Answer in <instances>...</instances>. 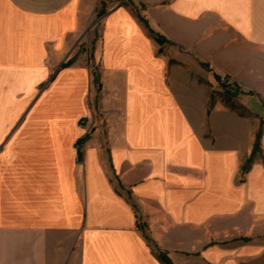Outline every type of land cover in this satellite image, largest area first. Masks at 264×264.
Masks as SVG:
<instances>
[{"label": "crops", "instance_id": "obj_1", "mask_svg": "<svg viewBox=\"0 0 264 264\" xmlns=\"http://www.w3.org/2000/svg\"><path fill=\"white\" fill-rule=\"evenodd\" d=\"M95 5L0 0V264H264V153L242 170L252 151L209 149L188 118L197 87L165 74L168 47L231 67L236 99L264 119V0L120 3L101 74L72 54ZM90 81L108 135L81 124Z\"/></svg>", "mask_w": 264, "mask_h": 264}, {"label": "rangeland", "instance_id": "obj_2", "mask_svg": "<svg viewBox=\"0 0 264 264\" xmlns=\"http://www.w3.org/2000/svg\"><path fill=\"white\" fill-rule=\"evenodd\" d=\"M126 2L127 0H90L91 8L94 4H96V8L88 18L87 25L95 24L78 43L74 51L72 50V54L75 52L81 54L85 59L84 66L97 67L99 74H101V61L98 49L101 45L104 29V16L110 9ZM102 9L105 12L102 15L97 14ZM85 29L87 28L85 27ZM171 50L168 47L167 52H165L170 60L165 71L167 83L171 85L172 72L178 68L177 70L183 74L185 73L184 75L192 79L194 86L197 87L193 88L192 92L189 91L192 93L191 98L186 100L187 105L189 101L192 102V108L195 111L188 115L194 134L209 149L222 147L223 149L236 150L237 146L241 151L243 162L253 151L255 136L257 138L258 133L260 135L264 133V119L251 113L246 105L236 99V86L238 83L236 74L232 72L233 69L231 67L219 68L215 61L207 62L208 67H205L202 63L206 62L199 61L194 55L184 51L181 47L178 46L173 51ZM219 61L222 62V60ZM247 93L248 91H246V95H248ZM102 97L103 92L96 87L93 89L91 81L88 82L84 100L87 107L90 108V113L86 117L87 121L83 122V126L87 128L95 124V128H101V134L108 135L106 129L115 121L110 118V113L105 111L102 105ZM114 110L125 120L126 112L124 109ZM246 134L249 135V139ZM260 140L262 144V138ZM107 144L104 145L107 147ZM263 153L264 151L257 149L253 161H262ZM178 166L179 164L169 165L171 170H184ZM192 170L193 172H199L197 169ZM114 181L117 183L116 180ZM124 194L126 193L124 192ZM210 224L211 218L207 222V225Z\"/></svg>", "mask_w": 264, "mask_h": 264}, {"label": "trees", "instance_id": "obj_3", "mask_svg": "<svg viewBox=\"0 0 264 264\" xmlns=\"http://www.w3.org/2000/svg\"><path fill=\"white\" fill-rule=\"evenodd\" d=\"M105 12V10H101L99 11L97 14H103ZM141 21L147 26V28L149 29L150 33L153 35V37L155 38V40L159 43V44H164L166 42H170L168 41L164 36H162L161 34L159 33H156L155 31H153L149 24H148V21L141 15H139ZM76 60V56H72L67 62L64 63V67H68L70 65H72ZM205 67H208V65L206 63H202ZM87 121V119H82L81 120V123L83 125V122ZM260 137L261 135L258 133V136L255 140V144H254V148H253V151L251 153V155L249 156V158L246 160L245 164L243 165L242 167V170H246V168L249 166V164L253 161L254 159V156H255V153L257 151V149H260ZM84 141V139H81L79 141V144H81L82 142ZM81 156H82V153L81 151L79 152V159H81ZM128 199L133 203V206L136 210H138V206L137 204L135 203V201H133V198L131 196V193L128 192ZM138 227L144 232V235L146 237V239L148 240V242L153 245L156 249H157V246H156V243L153 241V239L148 235L147 233V224L146 223H143L141 222L140 220L138 221Z\"/></svg>", "mask_w": 264, "mask_h": 264}, {"label": "water", "instance_id": "obj_4", "mask_svg": "<svg viewBox=\"0 0 264 264\" xmlns=\"http://www.w3.org/2000/svg\"><path fill=\"white\" fill-rule=\"evenodd\" d=\"M94 24H95V23H93V24H91V25H89V26L87 27V29H86L85 32L80 36L78 42L75 44V46L73 47V49L78 45V43L82 40V38H83L87 33L90 32V29L92 28V26H93Z\"/></svg>", "mask_w": 264, "mask_h": 264}]
</instances>
